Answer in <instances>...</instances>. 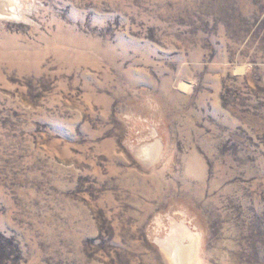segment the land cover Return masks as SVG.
Returning a JSON list of instances; mask_svg holds the SVG:
<instances>
[{"label":"rangeland","instance_id":"obj_1","mask_svg":"<svg viewBox=\"0 0 264 264\" xmlns=\"http://www.w3.org/2000/svg\"><path fill=\"white\" fill-rule=\"evenodd\" d=\"M0 264H264V0H0Z\"/></svg>","mask_w":264,"mask_h":264},{"label":"bare ground","instance_id":"obj_2","mask_svg":"<svg viewBox=\"0 0 264 264\" xmlns=\"http://www.w3.org/2000/svg\"><path fill=\"white\" fill-rule=\"evenodd\" d=\"M170 250H172V249H170Z\"/></svg>","mask_w":264,"mask_h":264}]
</instances>
